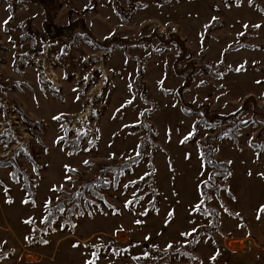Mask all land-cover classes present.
Segmentation results:
<instances>
[{
  "label": "rangeland",
  "instance_id": "rangeland-1",
  "mask_svg": "<svg viewBox=\"0 0 264 264\" xmlns=\"http://www.w3.org/2000/svg\"><path fill=\"white\" fill-rule=\"evenodd\" d=\"M0 264H264V0H0Z\"/></svg>",
  "mask_w": 264,
  "mask_h": 264
},
{
  "label": "trees",
  "instance_id": "trees-1",
  "mask_svg": "<svg viewBox=\"0 0 264 264\" xmlns=\"http://www.w3.org/2000/svg\"><path fill=\"white\" fill-rule=\"evenodd\" d=\"M167 1H169V0H154V2H159V3H167ZM115 2L117 3L118 2V0H115ZM143 7V6H142ZM134 9H135V7H134ZM134 11V10H133ZM132 11V12H133ZM131 12V13H132ZM125 22V21H124ZM141 73H142V67L140 66V65H138L137 66V75H136V78H135V82H138V78L141 76ZM141 100L145 103V104H149L150 106H153L154 104H153V102L152 101H149V100H147L146 99V97H145V95L142 93L141 94ZM151 111V109H147V110H144V111H142V113H141V117H140V119L141 120H144V119H146V116L145 115H147L146 113H149ZM139 122H140V120H139ZM150 124V123H149ZM244 124V123H243ZM154 134H155V131L153 130L152 131ZM153 133H152V135H153ZM155 136V135H154ZM137 151H139V144H137ZM137 154H138V152H137ZM134 158V157H133ZM203 162H204V160H203ZM2 164H5V163H2ZM205 164V163H204ZM207 164V163H206ZM205 164V165H206ZM208 165L209 166H211V172L213 171V170H216L217 168H218V166H220L222 169H223V171H221L226 177H227V175H228V164L227 163H225V162H221V163H219V164H217V163H215V161H208V164L206 165L207 167H208ZM14 169H16V166L14 165ZM211 172H209L208 173V175H207V179L209 180V179H211L212 177H211V175L213 174H215V173H211ZM23 181H24V187L26 188V182H27V180H26V177L24 176V174H23ZM203 183V182H202ZM200 184L199 185V192H200V197H201V199H202V204L207 200V195H206V193L203 191V185L204 184ZM27 192H29V191H27ZM212 215H213V217H215L216 216V214L214 213V212H212ZM49 216V215H48ZM50 217H47L45 220H43L42 221V223H41V226H46V225H48L49 224V219Z\"/></svg>",
  "mask_w": 264,
  "mask_h": 264
}]
</instances>
